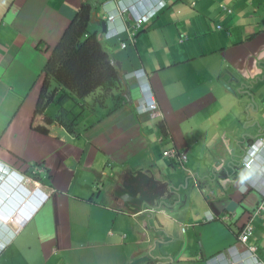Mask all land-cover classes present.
<instances>
[{
    "label": "crops",
    "instance_id": "crops-1",
    "mask_svg": "<svg viewBox=\"0 0 264 264\" xmlns=\"http://www.w3.org/2000/svg\"><path fill=\"white\" fill-rule=\"evenodd\" d=\"M83 3L88 32L119 71L121 99L111 113L87 110V136L76 129L75 145L31 131L30 121L48 49ZM108 3L0 0V161L45 170L40 182L0 188V216L17 234L0 264H225L220 253L250 215L249 245L264 249L258 196L242 195L236 181L245 146L264 137V0H168L120 40L104 36ZM143 83L161 117L139 112ZM168 149L186 154L184 167L162 157ZM138 173L154 212L134 215L116 193Z\"/></svg>",
    "mask_w": 264,
    "mask_h": 264
},
{
    "label": "trees",
    "instance_id": "trees-1",
    "mask_svg": "<svg viewBox=\"0 0 264 264\" xmlns=\"http://www.w3.org/2000/svg\"><path fill=\"white\" fill-rule=\"evenodd\" d=\"M89 21L90 9L83 3L58 43L48 50L39 76L40 90L30 121L31 131L52 137L54 130L63 129L75 135L77 117L65 108L67 101L75 102L82 113L87 110L94 113L96 109H108L111 113L109 108L118 107L121 98L115 91L121 88L119 72L96 34L88 32ZM51 105L57 107L55 116L48 114ZM160 130L166 134L162 123ZM15 159L20 162L21 158Z\"/></svg>",
    "mask_w": 264,
    "mask_h": 264
},
{
    "label": "clouds",
    "instance_id": "clouds-1",
    "mask_svg": "<svg viewBox=\"0 0 264 264\" xmlns=\"http://www.w3.org/2000/svg\"><path fill=\"white\" fill-rule=\"evenodd\" d=\"M118 2H120V3H118ZM161 2L164 3V5L162 7L160 6ZM167 4H168V0H132V1L109 0V3L107 5H111L114 8V12H113V14H109L106 17V19H103V22L106 23L105 35H104L106 40H109L112 37H114L117 40H120V39H122L121 35H124V34H126L129 37L135 36L136 33L139 32L143 26L148 24L159 12L164 10L166 8ZM107 5H105V6H107ZM221 8L224 9V10H228L224 5H221ZM123 9H125V11H123ZM156 9H158V10H156ZM153 11H155V13L149 19V21H147L145 24H143L142 27L139 30H134L133 20L136 17H138V16L146 15L147 13L153 12ZM119 12L122 13V17L118 16ZM110 15H114L115 16V20L112 21V22H109V20H108V17ZM119 21L121 22V25H120L121 29L120 30L114 31V32L107 31L108 25L116 23V22H119ZM121 45H122V48H125V44H121ZM134 74L135 73L131 74L133 78L144 79V80L147 81L145 76L138 75L136 77ZM118 78H119V76H118ZM146 83H143V84L145 85ZM143 89L145 91V94L148 96V99H147V101L144 104L143 103H141V104L142 105H146L152 99L155 101V98H154L152 92L150 91L148 85H145L143 87ZM161 116H162V114H161ZM161 116H158V117H161ZM153 118H155V117H153ZM60 130H63V129H60ZM259 143H261L262 145L261 146L259 145V147H261V152L259 153V162L258 163L264 164V137H262V138H260L258 140H254V141L250 142L247 146H245L244 156L246 155V150H247L248 146H250L252 144L258 145ZM167 151H174V152H176L179 155H182V154H185V153H181L177 149H168V150L163 151V153H162V157L165 158L166 160H168L169 162H171L172 164L184 167V165H185V163L187 161V156H186V161L184 163L180 164V163L174 161L173 159H169L168 157L164 156V153L167 152ZM9 155L14 160V162H16L15 161V157H18V156L13 154V153L9 154ZM243 159H244V157H243ZM243 159H242V162H241L240 170L236 173L237 174L236 181L238 182L237 190H239L240 192L244 193L242 195H247L249 193L257 194L258 201H257V204L254 205V207H253V211H255V208H257V206L261 204V202L264 200V198H263L262 193L259 190H257L259 185H251L249 182H244L243 181V176H244V174H246V172H244V168H243ZM43 172H45V170L42 167H33V169L31 171L27 172V174H26V173H23V172H21L19 170L18 171L14 170V168L12 166L8 165L7 163H3V162L0 161V188L3 187L4 185H6L9 181L21 182V183L24 182L27 185L28 184L32 185L34 183V181L35 182H40L41 177L43 176ZM250 177L254 181H256L258 184L259 183H263L264 182V169H263V171L256 169L254 172L251 173ZM28 181H31V182H28ZM262 186H264V185H262ZM33 190H35V188H33ZM23 191L26 194L27 193L29 194V191H28V189L26 188L25 185H23ZM23 199H25V197H23ZM146 212H154V210L148 211V210H146L143 207L142 212H140L138 214H144ZM129 213L134 214L133 212H129ZM10 215L14 216V213H11ZM134 215H137V214H134ZM214 219H215L214 217L211 218V220H214ZM250 219H252L251 215H250V218L247 221H249ZM246 222H244L241 227H237L235 245L231 246L229 249H231V248L236 246V244H237V241H236L237 240V236H238L239 232L241 231L242 227L245 225ZM16 236H17L16 232L13 231L9 227V225L5 222V220L0 216V256L13 243V241L16 238ZM238 249L240 251L243 250V248L241 246H238ZM226 252H222V253H220V255L225 254ZM258 252H259V255L262 254L261 250H258ZM220 258H221V256H220ZM146 260H148V259L145 258V261ZM141 262H143L142 259H138V260H136L134 262V264L141 263ZM152 264H158V262L152 263ZM245 264H253V263L246 261Z\"/></svg>",
    "mask_w": 264,
    "mask_h": 264
},
{
    "label": "built area",
    "instance_id": "built-area-1",
    "mask_svg": "<svg viewBox=\"0 0 264 264\" xmlns=\"http://www.w3.org/2000/svg\"><path fill=\"white\" fill-rule=\"evenodd\" d=\"M120 3V2H118ZM164 5L163 2L160 3V6L162 7ZM158 10V9H156ZM125 11V9H123ZM155 11L149 12L146 15H141L136 17L133 20V27L134 30H139L143 24H145L149 19L154 15ZM119 17H122V13L119 12ZM109 22H112L115 20L114 15H110L108 17ZM140 112H147L151 117H158L161 116L160 109L157 105V103L152 99L149 103L146 105H140L139 109ZM261 146L262 144L259 143L258 145L252 144L247 147L246 155L243 159V168L244 174L243 181L249 182L251 185H259L257 190H259L264 198V182L263 183H257L254 181L250 175L252 172L257 170L264 169V164L258 163L259 162V153L261 152ZM164 156L168 157L169 159H173L174 161L182 164L186 161V155L182 154L179 155L174 151H167L164 153ZM264 200L261 202L260 205L255 208V211L252 212L253 216L259 215L264 222ZM250 219L245 223V225L242 227L241 231L239 232L237 236V244L235 247L229 249L225 254L221 255V259L225 261V264H245L246 261L253 262L254 264H264V261L260 259L258 249L255 246H250L249 241L253 234V220ZM238 246H241L243 248L242 251L238 249ZM261 253L264 254V249L261 250Z\"/></svg>",
    "mask_w": 264,
    "mask_h": 264
},
{
    "label": "water",
    "instance_id": "water-1",
    "mask_svg": "<svg viewBox=\"0 0 264 264\" xmlns=\"http://www.w3.org/2000/svg\"><path fill=\"white\" fill-rule=\"evenodd\" d=\"M102 26L103 30H105L106 23L103 22ZM123 97L126 98V94H123ZM141 179H143V175L138 173L137 175H135L133 180H126L127 185L124 184L125 187L123 191L116 193L117 197H119V199L123 202L124 207L128 208V210L133 212L134 214L142 212L143 207L149 202V198L146 196L145 192H142L141 190ZM186 246L187 237L185 236L183 250L186 248Z\"/></svg>",
    "mask_w": 264,
    "mask_h": 264
},
{
    "label": "rangeland",
    "instance_id": "rangeland-1",
    "mask_svg": "<svg viewBox=\"0 0 264 264\" xmlns=\"http://www.w3.org/2000/svg\"><path fill=\"white\" fill-rule=\"evenodd\" d=\"M93 3L95 4V0H93ZM65 108L67 110H70L72 115L77 117V130H78V133L83 134V137L86 138V136H87V112H83L82 113L81 110L79 109V107L77 106V104L75 102H73V101H67L66 104H65ZM48 114L50 116H55L57 114V107L55 105H51L49 107V109H48ZM53 133L54 134L52 135V137L64 138L63 140H61L63 142L73 143L75 145H81L79 141L74 140L72 138V135L66 133L65 131L63 132L61 130H55ZM66 136H68V138H65ZM1 151H3V150H1ZM15 160L19 161L18 159H15ZM17 161L14 162L15 165H17V168L18 169H23V166L25 165V163H23L21 159H20V162H17ZM196 246L200 247V245H198V244H196Z\"/></svg>",
    "mask_w": 264,
    "mask_h": 264
}]
</instances>
